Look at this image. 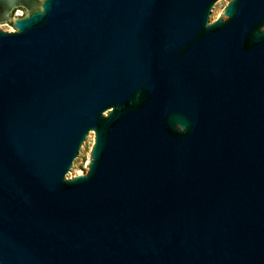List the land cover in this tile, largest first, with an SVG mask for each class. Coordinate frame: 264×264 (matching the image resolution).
<instances>
[{"label":"water","instance_id":"water-1","mask_svg":"<svg viewBox=\"0 0 264 264\" xmlns=\"http://www.w3.org/2000/svg\"><path fill=\"white\" fill-rule=\"evenodd\" d=\"M17 6L0 264H264V0Z\"/></svg>","mask_w":264,"mask_h":264},{"label":"rangeland","instance_id":"rangeland-1","mask_svg":"<svg viewBox=\"0 0 264 264\" xmlns=\"http://www.w3.org/2000/svg\"><path fill=\"white\" fill-rule=\"evenodd\" d=\"M229 4H230V2L219 9L217 20H219V19L227 20L228 19V17H226L224 15V11H225L226 7ZM95 137L90 141V146H89L88 153L85 156L84 160L82 161V163H81V165H80V167H79V169H78V171H77V173H76L74 178H76L77 176H80V175H86L88 173L89 164H90V162L92 160L91 153H92L93 147L95 145Z\"/></svg>","mask_w":264,"mask_h":264},{"label":"flooded vegetation","instance_id":"flooded-vegetation-1","mask_svg":"<svg viewBox=\"0 0 264 264\" xmlns=\"http://www.w3.org/2000/svg\"><path fill=\"white\" fill-rule=\"evenodd\" d=\"M25 15H26V9L22 6H17L10 14V21L5 23L0 22V26L3 24L9 25L13 31H5V32H15L16 29L14 28L13 20L19 17H24Z\"/></svg>","mask_w":264,"mask_h":264}]
</instances>
